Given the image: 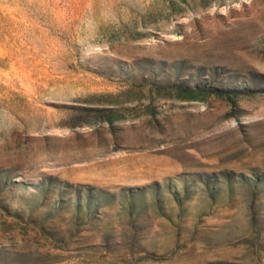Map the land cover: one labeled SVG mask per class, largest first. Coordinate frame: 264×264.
Instances as JSON below:
<instances>
[{"label": "rangeland", "instance_id": "rangeland-1", "mask_svg": "<svg viewBox=\"0 0 264 264\" xmlns=\"http://www.w3.org/2000/svg\"><path fill=\"white\" fill-rule=\"evenodd\" d=\"M0 264H264V0H0Z\"/></svg>", "mask_w": 264, "mask_h": 264}]
</instances>
